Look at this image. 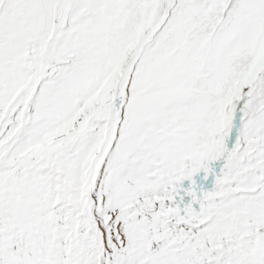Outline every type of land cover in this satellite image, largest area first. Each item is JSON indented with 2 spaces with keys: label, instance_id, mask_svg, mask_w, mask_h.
Instances as JSON below:
<instances>
[{
  "label": "snow or ice",
  "instance_id": "obj_1",
  "mask_svg": "<svg viewBox=\"0 0 264 264\" xmlns=\"http://www.w3.org/2000/svg\"><path fill=\"white\" fill-rule=\"evenodd\" d=\"M0 264H264V0H0Z\"/></svg>",
  "mask_w": 264,
  "mask_h": 264
}]
</instances>
